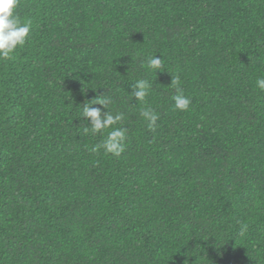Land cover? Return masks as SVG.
<instances>
[{
  "label": "trees",
  "instance_id": "16d2710c",
  "mask_svg": "<svg viewBox=\"0 0 264 264\" xmlns=\"http://www.w3.org/2000/svg\"><path fill=\"white\" fill-rule=\"evenodd\" d=\"M16 11L32 32L0 61V264H264V0ZM175 75L188 111L173 107ZM138 79L152 83L141 103ZM102 98L124 114L119 157L83 132V104Z\"/></svg>",
  "mask_w": 264,
  "mask_h": 264
},
{
  "label": "clouds",
  "instance_id": "9594fccd",
  "mask_svg": "<svg viewBox=\"0 0 264 264\" xmlns=\"http://www.w3.org/2000/svg\"><path fill=\"white\" fill-rule=\"evenodd\" d=\"M20 0H0V61L12 58L18 48H22L30 40L32 32V21L22 20L17 14ZM162 57L153 55L147 58L146 67L156 73L162 68ZM182 81L179 75L172 76L171 87L175 90V95L171 97L173 107L179 111H188L191 99L183 93ZM255 86L264 91V77H257ZM152 89V83L147 79H138L131 85L129 95L136 102H144ZM110 100L107 98L87 101L82 107V117L88 122L83 128L85 134H101L102 139L93 147V151L103 150L105 154L119 157L125 150L127 139V129L116 126L124 119L122 112L113 114L108 110ZM100 105L101 107H93ZM107 109V111H104ZM141 117L147 123V127L155 131L158 113L149 107H144L140 112ZM115 126V127H114ZM105 130L106 134H105ZM247 230L246 224H241L240 232L244 234Z\"/></svg>",
  "mask_w": 264,
  "mask_h": 264
}]
</instances>
